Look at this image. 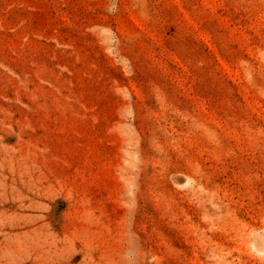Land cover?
<instances>
[{
  "label": "rangeland",
  "instance_id": "1",
  "mask_svg": "<svg viewBox=\"0 0 264 264\" xmlns=\"http://www.w3.org/2000/svg\"><path fill=\"white\" fill-rule=\"evenodd\" d=\"M0 264H264V0H0Z\"/></svg>",
  "mask_w": 264,
  "mask_h": 264
}]
</instances>
